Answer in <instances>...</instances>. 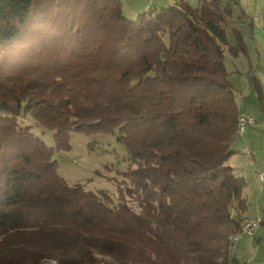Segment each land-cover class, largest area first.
I'll use <instances>...</instances> for the list:
<instances>
[{
	"label": "trees",
	"instance_id": "trees-1",
	"mask_svg": "<svg viewBox=\"0 0 264 264\" xmlns=\"http://www.w3.org/2000/svg\"><path fill=\"white\" fill-rule=\"evenodd\" d=\"M230 17L221 0L135 18L120 0H0V264H246L227 252L247 206L228 162L240 112L224 54L246 50ZM71 129L117 131L116 203L58 175Z\"/></svg>",
	"mask_w": 264,
	"mask_h": 264
},
{
	"label": "crops",
	"instance_id": "crops-1",
	"mask_svg": "<svg viewBox=\"0 0 264 264\" xmlns=\"http://www.w3.org/2000/svg\"><path fill=\"white\" fill-rule=\"evenodd\" d=\"M123 14L128 18H135L140 12L147 9H160L171 4H175L181 0H120ZM190 4L192 7L198 5V0H182ZM222 2L231 3V16L233 5L239 7L241 13L240 22L231 19L233 26L241 29L243 39L246 46L245 52L232 56L228 53V57L224 54V63L229 72L228 78L235 91L236 104L239 114H247L253 118V122L247 124L244 131L241 133L245 136L242 143L245 153L253 157L252 150L257 152L256 147L259 143L262 145L264 138V130L257 129L261 126L264 128V113L257 106V94L254 86V78L260 83L264 90V0H221ZM232 42V38L229 39ZM229 63V67H228ZM256 126V127H255ZM245 143V145H244ZM258 143V145L256 144ZM233 148L237 146L233 142ZM233 169V164H230ZM264 168V163H259L253 160L247 162L245 177V185L242 190V196L246 202V208L240 212L242 220H251L259 217L264 210V191L259 184L261 180L258 176V171ZM234 173V172H233ZM235 174V173H234ZM236 175V174H235ZM256 226L253 235L243 234L241 240L245 241L246 245L251 246L254 240H258L261 234L264 235V226ZM260 228V229H259ZM260 234V235H259ZM259 235V237H258ZM237 240V239H236ZM237 242V241H236ZM239 252L243 249L241 244L238 245ZM244 256H237L232 252L231 256L244 261L246 264H264V260H256V256H250L243 253Z\"/></svg>",
	"mask_w": 264,
	"mask_h": 264
},
{
	"label": "rangeland",
	"instance_id": "rangeland-1",
	"mask_svg": "<svg viewBox=\"0 0 264 264\" xmlns=\"http://www.w3.org/2000/svg\"><path fill=\"white\" fill-rule=\"evenodd\" d=\"M231 19L240 22L241 13L239 7L236 5H233ZM225 56L228 57L227 54ZM20 119L21 123L28 125L32 133L42 139L47 146L54 147L53 130L43 127L29 114H22ZM257 129L264 130L261 126L257 127ZM117 134L116 130L85 132L71 129L69 131L70 147L64 150L54 149L53 158L56 159L58 175L69 184L81 183L87 190H105L111 195L114 203H116L119 197L118 187L124 179L123 173L130 166L128 153L124 145L117 140ZM244 140L245 136H242L238 132L234 139V144L237 148H234L235 152L228 162L229 164H233V172L246 180L244 175L247 172L248 161L253 160L264 163V140H262V145L259 143V146L256 147L257 152H254L251 148L253 157L245 153L244 150L246 148L243 149L242 146ZM256 144L258 145V143ZM259 182L262 186V191H264V179L259 180ZM124 197L128 204L135 210H138L137 203L133 198L129 196ZM259 227L261 226L259 225ZM241 238H238L237 242H234V254L244 256L243 253H247L250 256L255 255L257 261L260 259L264 260V235L261 234V237L258 240H254L251 246L246 245L245 241H242ZM237 243L244 246L242 247V253L239 252L240 248L236 246ZM94 257L100 263H103V261H114L110 256L100 253H94Z\"/></svg>",
	"mask_w": 264,
	"mask_h": 264
},
{
	"label": "bare ground",
	"instance_id": "bare-ground-1",
	"mask_svg": "<svg viewBox=\"0 0 264 264\" xmlns=\"http://www.w3.org/2000/svg\"><path fill=\"white\" fill-rule=\"evenodd\" d=\"M242 123H244V114H239L237 118V132L240 133L241 128H242ZM261 179V176H259ZM244 228H251V220H245L242 222L241 229L239 232H237L235 235H228V245H227V250L228 253L231 254L234 249V242L236 239L240 238L242 236V232H244Z\"/></svg>",
	"mask_w": 264,
	"mask_h": 264
},
{
	"label": "built area",
	"instance_id": "built-area-1",
	"mask_svg": "<svg viewBox=\"0 0 264 264\" xmlns=\"http://www.w3.org/2000/svg\"><path fill=\"white\" fill-rule=\"evenodd\" d=\"M262 73H264V68H262ZM253 122V118L250 115L244 114V123H242V128L240 131V134L244 131L246 128L247 124ZM258 176H261V180L264 179V168H262L260 171H258ZM242 221V220H241ZM259 223V217H256L255 219H251V228H244L243 234L246 235H253L254 229Z\"/></svg>",
	"mask_w": 264,
	"mask_h": 264
}]
</instances>
